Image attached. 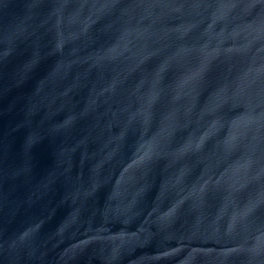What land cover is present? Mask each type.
<instances>
[{"label":"water","instance_id":"1","mask_svg":"<svg viewBox=\"0 0 264 264\" xmlns=\"http://www.w3.org/2000/svg\"><path fill=\"white\" fill-rule=\"evenodd\" d=\"M0 264H264V0H0Z\"/></svg>","mask_w":264,"mask_h":264}]
</instances>
